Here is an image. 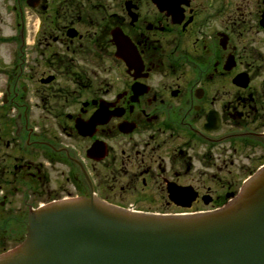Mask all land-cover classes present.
<instances>
[{
	"label": "flooded vegetation",
	"instance_id": "flooded-vegetation-1",
	"mask_svg": "<svg viewBox=\"0 0 264 264\" xmlns=\"http://www.w3.org/2000/svg\"><path fill=\"white\" fill-rule=\"evenodd\" d=\"M0 13V255L44 203L94 194L185 215L227 204L264 164V0H0Z\"/></svg>",
	"mask_w": 264,
	"mask_h": 264
},
{
	"label": "water",
	"instance_id": "water-1",
	"mask_svg": "<svg viewBox=\"0 0 264 264\" xmlns=\"http://www.w3.org/2000/svg\"><path fill=\"white\" fill-rule=\"evenodd\" d=\"M102 116L79 130L87 135ZM0 264H264V167L230 204L201 214L136 213L94 197L49 204Z\"/></svg>",
	"mask_w": 264,
	"mask_h": 264
},
{
	"label": "rangeland",
	"instance_id": "rangeland-1",
	"mask_svg": "<svg viewBox=\"0 0 264 264\" xmlns=\"http://www.w3.org/2000/svg\"><path fill=\"white\" fill-rule=\"evenodd\" d=\"M3 24L8 27V23L4 20L2 13H0V26H3ZM7 27H4V28H7ZM11 50H12V45L0 43V74H6V71H8V69L7 68L5 69L4 67H6V65H7L8 54ZM262 75L258 79V82H260L262 80ZM0 84H1V78H0ZM3 91H4L3 88H0V96L3 95ZM35 115L37 116V114H35ZM55 177L58 178L59 175L53 174L52 179H54ZM70 188L71 187L69 185H62L60 187V189H61V191H63V193H65V191H67Z\"/></svg>",
	"mask_w": 264,
	"mask_h": 264
}]
</instances>
